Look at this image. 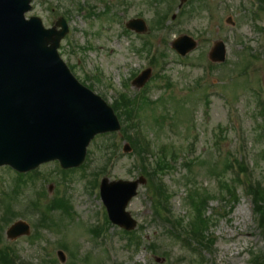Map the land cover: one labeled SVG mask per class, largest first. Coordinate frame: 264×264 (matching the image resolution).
Returning <instances> with one entry per match:
<instances>
[{
    "label": "rangeland",
    "instance_id": "obj_1",
    "mask_svg": "<svg viewBox=\"0 0 264 264\" xmlns=\"http://www.w3.org/2000/svg\"><path fill=\"white\" fill-rule=\"evenodd\" d=\"M164 2L32 0L27 19L39 18L46 29L58 19H65L69 33L59 53L82 85L111 106L120 95L131 99L143 95L150 103L140 110L143 135L152 156L165 157L163 163L170 167L158 172L153 181L143 175L147 184L127 208L137 221L135 231L125 235L111 225L107 236L98 240L92 228L102 225L104 207L95 180L100 184L105 177L134 181L142 176V164H137L132 152H123L126 142L119 143V150L115 148L114 142L120 136L96 137L85 163L67 175L61 173L57 162H52L29 173L19 187L17 174L2 167L0 199L5 197L6 202L0 204V250L9 244L32 264H258L256 261L264 259V229H258L251 199L240 191L234 207L213 200L208 214L203 212L215 244L200 262L165 234L162 223L155 220L150 195V187L162 180L172 195L175 216L183 218L189 227L197 213L188 207V196L192 191L193 197L196 193L216 192L217 178L223 175L224 160L230 155L242 157L251 175L264 182V118L259 99L252 94L256 87L264 92V7L257 9L258 0H189L183 7L185 14L179 17L180 1ZM90 7L93 15H89ZM167 7L177 11L156 28ZM137 18L148 26L144 35L126 29V23ZM181 35L192 37L198 45L185 58L171 46ZM220 41L225 43L227 60L214 64L209 53ZM155 54L157 62L149 66ZM253 56L258 59L253 60ZM251 61V76L245 75L243 68ZM147 69L152 71L151 78L137 89L132 82ZM117 116L123 129L124 118L120 112ZM114 150L117 157L103 176ZM160 157L146 162L156 168ZM231 177L227 174L229 180ZM42 192L49 203L65 198V206L51 217L55 220L51 227L46 226L50 219L40 223L42 211L34 209ZM18 221L29 223L31 234L10 241L6 231ZM60 252L64 263L58 259Z\"/></svg>",
    "mask_w": 264,
    "mask_h": 264
},
{
    "label": "water",
    "instance_id": "obj_2",
    "mask_svg": "<svg viewBox=\"0 0 264 264\" xmlns=\"http://www.w3.org/2000/svg\"><path fill=\"white\" fill-rule=\"evenodd\" d=\"M30 1L0 0V166L25 173L59 160L64 168L78 167L95 135L120 126L106 103L82 87L60 59L57 49L65 30L57 34L44 30L39 19L25 20ZM58 26L64 27L61 22ZM128 28L140 33L145 24L133 21ZM216 48L211 59L223 62V45ZM148 78L149 73L140 78L139 87ZM145 183L144 178L103 180L101 198L114 225L127 231L136 228L126 209ZM28 234L26 224L16 223L7 236Z\"/></svg>",
    "mask_w": 264,
    "mask_h": 264
},
{
    "label": "trees",
    "instance_id": "obj_3",
    "mask_svg": "<svg viewBox=\"0 0 264 264\" xmlns=\"http://www.w3.org/2000/svg\"><path fill=\"white\" fill-rule=\"evenodd\" d=\"M125 114V119L127 122H129V120L131 119L130 112L128 114V111L125 110L124 112ZM129 142L131 143V145L134 148L135 153L140 157V160L142 161V171L141 174L145 175L146 177H148L149 181H153L156 174L158 172L164 171L165 168H169L170 165L163 163V159H165V157H163V159H161V162L157 163L156 168L153 167L151 165V163L146 162L147 158H146V154H148V150L143 148L137 141V139H131L128 138ZM191 162L189 164V166H191ZM18 182H21V179L19 178ZM153 189L156 193V195L158 196L159 199H161V202H158L157 204L155 203L154 207H155V213L157 216L164 218V215H168L170 214V206H169V199H170V195L168 193V191L164 188L162 183L153 184ZM235 188H236V182H232L231 185L230 183H228L227 181H223L221 183V185L219 186V193L221 195L227 194L229 195L230 198H235L236 194L235 192ZM197 197H193V191L191 192V194L188 196V200L190 202V206L192 207V209L196 210L197 213V217L195 219V217L193 218V221L191 220L189 227L187 226H183L181 221L177 222L178 225L173 224L168 222L166 219L165 221H167L168 223H170V225L172 226L173 230H171L169 232L170 234V239L177 242H183V244H188L190 243V241H193L191 238L188 237L189 234H191L192 238L194 236V238L196 237H201L202 239H205V233L207 232L206 227L208 226V221L206 220L204 214H203V210L206 206L208 195L209 194H199L196 193ZM263 198L262 197H256L255 198V204H259V203H263ZM35 206L36 203H35ZM63 206H65L64 200H56L54 203L47 205L46 207H44V212L41 213V215H43L41 217V219L39 220L40 223L44 224L45 223V219L48 218V215H51V212L53 210L56 209H60ZM10 209L9 206H7V211ZM204 217V219H203ZM261 218L264 221V213H261ZM52 222H54V220L51 218L50 221L48 223H46V226H50L52 224ZM202 240H197L196 243L201 245ZM193 243H191L190 245H192ZM14 257V256H13ZM0 264H14V262L12 261V259H8V255L6 253V250H0Z\"/></svg>",
    "mask_w": 264,
    "mask_h": 264
}]
</instances>
